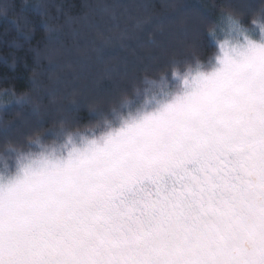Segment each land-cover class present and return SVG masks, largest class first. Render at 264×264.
<instances>
[{
    "label": "snow or ice",
    "instance_id": "snow-or-ice-1",
    "mask_svg": "<svg viewBox=\"0 0 264 264\" xmlns=\"http://www.w3.org/2000/svg\"><path fill=\"white\" fill-rule=\"evenodd\" d=\"M214 7L206 60L23 144L0 128V264H264V0Z\"/></svg>",
    "mask_w": 264,
    "mask_h": 264
},
{
    "label": "trees",
    "instance_id": "trees-1",
    "mask_svg": "<svg viewBox=\"0 0 264 264\" xmlns=\"http://www.w3.org/2000/svg\"><path fill=\"white\" fill-rule=\"evenodd\" d=\"M224 2L0 0V106L29 98L11 111L0 107V128L16 125L10 139L23 144L64 120L84 123L118 107L173 60H206L215 52L206 40L214 6Z\"/></svg>",
    "mask_w": 264,
    "mask_h": 264
}]
</instances>
